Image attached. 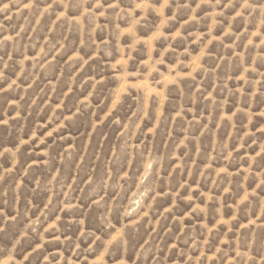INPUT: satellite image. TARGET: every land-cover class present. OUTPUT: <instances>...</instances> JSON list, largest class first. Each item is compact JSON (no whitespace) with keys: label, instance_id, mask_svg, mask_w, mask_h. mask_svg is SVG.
<instances>
[{"label":"rangeland","instance_id":"rangeland-1","mask_svg":"<svg viewBox=\"0 0 264 264\" xmlns=\"http://www.w3.org/2000/svg\"><path fill=\"white\" fill-rule=\"evenodd\" d=\"M0 264H264V0H0Z\"/></svg>","mask_w":264,"mask_h":264}]
</instances>
